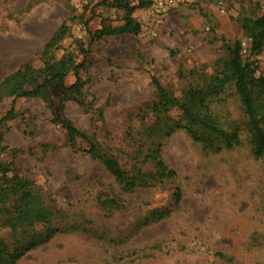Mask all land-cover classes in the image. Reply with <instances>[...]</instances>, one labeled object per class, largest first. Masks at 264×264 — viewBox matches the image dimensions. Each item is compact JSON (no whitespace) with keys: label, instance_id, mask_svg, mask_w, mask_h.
I'll list each match as a JSON object with an SVG mask.
<instances>
[{"label":"rangeland","instance_id":"1","mask_svg":"<svg viewBox=\"0 0 264 264\" xmlns=\"http://www.w3.org/2000/svg\"><path fill=\"white\" fill-rule=\"evenodd\" d=\"M107 1L0 0V82L26 62L41 69L63 55L72 65L84 59V105L67 101L64 115L136 182L123 189L89 142L70 139L53 121L57 83L44 96L0 90V117L13 102L0 123V164L8 177L27 181L47 210L50 220L34 231L57 229L15 264H264V157L252 154L240 99L222 81L237 43L254 76L264 75V47L250 54L241 26L264 15V0H179L165 10L149 0L134 10L137 34L93 39L102 24L123 22V10ZM61 25L63 36L43 56ZM152 79L175 98L203 91L215 122L236 130L237 140L227 146L200 129L203 141L183 128L168 133L180 110L162 108ZM73 80L70 69L65 84ZM156 150L174 176L154 173ZM0 235L9 238L1 225Z\"/></svg>","mask_w":264,"mask_h":264},{"label":"trees","instance_id":"2","mask_svg":"<svg viewBox=\"0 0 264 264\" xmlns=\"http://www.w3.org/2000/svg\"><path fill=\"white\" fill-rule=\"evenodd\" d=\"M101 3L109 4L107 0H101ZM112 3L116 8L123 10V22L114 26L102 24L100 28L91 34V38L96 39L116 34H137L140 31V24L133 16L134 10L149 6L151 1L138 0L135 5L127 0H112ZM241 26L245 35L251 40L248 51L250 54L259 53L264 47V15L254 20L245 19L241 22ZM63 34L64 25H61L44 44L42 48L43 56L60 41ZM70 60L69 55H63L56 61L45 60L44 67L41 69H35L29 62H26L1 80L0 90H5L8 96L12 95L15 98L44 96L48 94V88L57 83L61 90V97L59 114L53 116V121L61 125L70 139L80 137L89 142L88 151L102 163L106 171L116 181L123 185V189L131 190L136 185L135 177L129 175L113 156L102 149L98 143L90 140L64 115V107L67 101H75L80 105H84L82 90L85 82L80 76L84 59L75 65H72ZM70 69L73 70L74 80L66 85L65 77ZM225 78L222 81L233 84L235 93L238 95L247 117L251 152L255 157H264V75L254 76L250 64L243 60L240 54L239 43L235 45L226 63ZM152 80L155 90L159 92V104L162 108L168 109V107L176 106L180 110L178 119L171 121L166 127L165 130L168 133L183 128L193 138L203 141L202 134L197 131V129H200V132L214 134L221 138L227 146L237 140L236 130L224 131L215 122L203 91L190 90L183 95V98H175L169 95L156 79ZM52 106V102H49L48 107L52 108ZM12 111L13 102L9 110L0 117V123L6 120ZM1 141L2 135L0 133ZM155 152L157 155L154 157V173L161 177L174 176V169L158 156V150ZM27 185V181L18 178L17 175H13L11 178L8 177L7 169L0 164V225L2 228H7V234H9L8 239L0 235V264H15L26 251L46 242L57 231L56 228L50 226L34 231L35 229L32 227L34 223H44L50 219L47 210L41 204V200L37 199L32 189ZM10 195H14V198L12 201L7 202ZM173 195L175 200L178 201L180 196L178 188H175ZM4 213L8 216L1 218ZM15 220H25V223L16 224L14 223Z\"/></svg>","mask_w":264,"mask_h":264},{"label":"built area","instance_id":"3","mask_svg":"<svg viewBox=\"0 0 264 264\" xmlns=\"http://www.w3.org/2000/svg\"><path fill=\"white\" fill-rule=\"evenodd\" d=\"M179 0H155L154 5L160 9H170L174 6Z\"/></svg>","mask_w":264,"mask_h":264}]
</instances>
